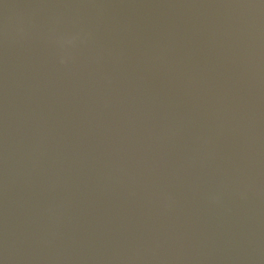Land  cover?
I'll list each match as a JSON object with an SVG mask.
<instances>
[{"label":"water","instance_id":"1","mask_svg":"<svg viewBox=\"0 0 264 264\" xmlns=\"http://www.w3.org/2000/svg\"><path fill=\"white\" fill-rule=\"evenodd\" d=\"M0 262L264 264V0H0Z\"/></svg>","mask_w":264,"mask_h":264},{"label":"clouds","instance_id":"2","mask_svg":"<svg viewBox=\"0 0 264 264\" xmlns=\"http://www.w3.org/2000/svg\"><path fill=\"white\" fill-rule=\"evenodd\" d=\"M76 38L73 36L65 37L63 40L69 44H71Z\"/></svg>","mask_w":264,"mask_h":264},{"label":"snow or ice","instance_id":"3","mask_svg":"<svg viewBox=\"0 0 264 264\" xmlns=\"http://www.w3.org/2000/svg\"><path fill=\"white\" fill-rule=\"evenodd\" d=\"M0 264H2V262H0Z\"/></svg>","mask_w":264,"mask_h":264}]
</instances>
